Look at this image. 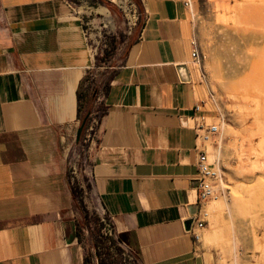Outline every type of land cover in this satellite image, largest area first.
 Masks as SVG:
<instances>
[{
	"label": "crops",
	"instance_id": "obj_1",
	"mask_svg": "<svg viewBox=\"0 0 264 264\" xmlns=\"http://www.w3.org/2000/svg\"><path fill=\"white\" fill-rule=\"evenodd\" d=\"M136 1L140 27L98 98L92 195L136 264H208L186 226L200 211L196 125L216 118L191 67L192 16L186 0ZM98 8L0 0V264H89L68 169Z\"/></svg>",
	"mask_w": 264,
	"mask_h": 264
},
{
	"label": "rangeland",
	"instance_id": "obj_2",
	"mask_svg": "<svg viewBox=\"0 0 264 264\" xmlns=\"http://www.w3.org/2000/svg\"><path fill=\"white\" fill-rule=\"evenodd\" d=\"M72 1L81 11L88 4L100 10V3L108 10V14L89 11L85 16L96 64L84 90L96 85L104 90L112 67L120 64L135 28L140 27L132 4L139 10L141 6L136 0H128L127 5L110 0ZM193 2L192 22L202 59L200 64L191 61V67L205 95L206 109L216 117L209 122L226 123L220 157L224 186L219 181L216 198L204 206L209 215L201 244L208 264H264V0ZM102 110L98 99L95 123ZM93 146V135L84 137L70 156L68 169L89 264H136L92 195L89 156ZM208 150L217 153V145L209 143Z\"/></svg>",
	"mask_w": 264,
	"mask_h": 264
},
{
	"label": "built area",
	"instance_id": "obj_3",
	"mask_svg": "<svg viewBox=\"0 0 264 264\" xmlns=\"http://www.w3.org/2000/svg\"><path fill=\"white\" fill-rule=\"evenodd\" d=\"M186 7L193 12V1L186 0ZM193 18V16H192ZM191 59L193 63L200 64L202 55L197 41L195 40V33L192 41V53ZM201 107L196 106L199 110ZM220 122V121H219ZM223 121L220 123L206 124L204 122H199L196 125L197 139L198 143L196 145V150L198 151L197 159V169L198 178L195 181V189L198 195V206L200 207L199 214L194 216L193 227H191V232L195 241H201L202 231L206 227L205 213H203V204L211 200L216 194V185L222 179L223 174L221 171V166L218 159L210 160L208 144L213 143L219 146V139L221 138L220 127ZM96 132V123L93 121L87 130L86 138H91ZM114 232V231H113ZM126 250V249H125ZM126 252L129 254V258L136 263L135 256L128 250Z\"/></svg>",
	"mask_w": 264,
	"mask_h": 264
},
{
	"label": "trees",
	"instance_id": "obj_4",
	"mask_svg": "<svg viewBox=\"0 0 264 264\" xmlns=\"http://www.w3.org/2000/svg\"><path fill=\"white\" fill-rule=\"evenodd\" d=\"M91 73H92L91 71L88 72V75L84 79V86L90 80ZM112 75H113V73H111V75L105 81L104 90L101 89L100 85H98V86L96 85L92 88L91 91H85L84 86H83V82H82V86H80V88H79V92H78L79 102H80L79 116H80L81 124L83 123V121H86L85 126H84V130H83V133L81 136V140H83L84 137L86 136L87 130L94 120L95 103L97 102L100 95H105L107 93L109 81L112 78ZM102 105H103L102 112L100 113V115H97V117H95V121L97 122L96 123L97 127L100 123L101 117L106 113V109H105L103 102H102ZM72 193H73L74 198L76 199L77 197H76L75 191L73 189H72ZM78 202L81 205V207L83 208V210L86 212V214H88V211L85 209L83 200L78 201Z\"/></svg>",
	"mask_w": 264,
	"mask_h": 264
},
{
	"label": "bare ground",
	"instance_id": "obj_5",
	"mask_svg": "<svg viewBox=\"0 0 264 264\" xmlns=\"http://www.w3.org/2000/svg\"><path fill=\"white\" fill-rule=\"evenodd\" d=\"M112 2H115V3H120V4H123V5H127V2H128V0H111ZM193 12L191 13V16H193V19H194V17H195V13H194V3H193ZM107 14H108V12L107 11H105ZM194 64H196V63H194ZM76 72V71H75ZM218 107V106H217ZM219 108V107H218ZM206 110V109H205ZM221 114V113H220ZM222 116H224V114H221ZM224 120V119H223ZM225 125H226V123H225V121H223V125H222V127H221V138H222V135H224V130H225ZM219 139V146L217 147V153L216 152H214V153H209V155H210V160H213V159H218L219 160V164H220V166H221V171H222V173H223V169H222V165H221V159H220V157H221V153H222V139ZM220 183L224 186V183L222 182V180L220 179ZM213 198H216V196H214ZM212 198V199H213ZM211 199V200H212ZM211 200H209V201H211ZM208 201V202H209ZM208 202H206V203H204L203 204V213H205V215L206 216H208L209 215V213L206 211V210H204V206L208 203ZM192 227H193V224H192ZM203 232V231H202ZM202 237H203V234H202ZM207 239V238H206Z\"/></svg>",
	"mask_w": 264,
	"mask_h": 264
},
{
	"label": "water",
	"instance_id": "obj_6",
	"mask_svg": "<svg viewBox=\"0 0 264 264\" xmlns=\"http://www.w3.org/2000/svg\"><path fill=\"white\" fill-rule=\"evenodd\" d=\"M85 122L86 121H83V123L80 125V127H79V129L77 131V134H76V142L77 143H80V141H81V136H82V133H83V130H84ZM193 222H194L193 218L189 219L186 222L187 230H189V231L191 230Z\"/></svg>",
	"mask_w": 264,
	"mask_h": 264
}]
</instances>
